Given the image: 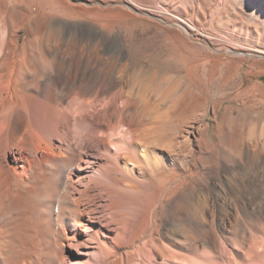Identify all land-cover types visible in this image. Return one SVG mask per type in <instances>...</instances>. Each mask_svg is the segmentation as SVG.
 <instances>
[{
	"label": "rangeland",
	"instance_id": "rangeland-1",
	"mask_svg": "<svg viewBox=\"0 0 264 264\" xmlns=\"http://www.w3.org/2000/svg\"><path fill=\"white\" fill-rule=\"evenodd\" d=\"M0 46L3 133L24 126V147L40 135L88 165L57 196L55 168L0 189V264H264L263 157L252 155L247 108L261 92L249 85L264 86V0H0ZM55 67L70 85H51ZM131 86L148 115L120 103L116 90ZM120 219L145 234L116 238Z\"/></svg>",
	"mask_w": 264,
	"mask_h": 264
},
{
	"label": "bare ground",
	"instance_id": "bare-ground-1",
	"mask_svg": "<svg viewBox=\"0 0 264 264\" xmlns=\"http://www.w3.org/2000/svg\"><path fill=\"white\" fill-rule=\"evenodd\" d=\"M2 52H3V49L0 46V65L4 61L3 59L1 60ZM54 56H56V54ZM51 58H52V56H51ZM50 60H52V59H50ZM56 63H58V61ZM55 68H56V72H54V70H51V73H49V75L47 76L51 85L54 86L55 89H57L56 87L58 85H60L61 82L67 83L70 85L71 84L70 79L72 77L71 72L64 73V72L59 71L60 67H55ZM262 68L264 69V67H262ZM41 76L40 77L38 76V77L41 78ZM249 87L255 93L258 90L261 91L260 94L258 93L259 95L257 97H254V100L251 101V103L247 106V108L249 110V115H250L249 116L250 117L249 118L250 119V122H249L250 129L253 132L257 133L256 135L254 134V137L252 139V144H251L252 155L255 158H262L263 157L262 166L264 167V86H262L259 83H256V84L249 85ZM132 89H133L132 86L129 87L127 90H125L126 92H124V90L118 89V90H116L115 94H119L120 98L125 96L124 99L121 100V102H120L121 104H125V105L132 104L135 106V108H134L135 110L133 112V115H137V114H140V115H146L147 114L148 115L149 107L144 106V107H142V109H140V110L138 109V106H137L138 100H134L132 98V94H133ZM5 94H8V90H7L6 85H5V75L0 70V110H1L2 104L4 103V100H5ZM117 109L120 112V109L119 108H117ZM120 122H121L120 123L121 127L128 126L129 132L133 133L135 131V129L131 127L132 123H127L124 120H122ZM134 127H135V125H134ZM25 130H26V128H24V126H19V127L17 126V130L15 132L11 133L12 138L10 139L8 135L3 133L2 124L0 122V189H2L1 192H3V191L9 192V188L12 184L19 186V187L20 186L26 187L29 184V182L31 181L32 177H34L36 175L43 174V171L46 168H55V170H56V172H55L56 175L54 178L56 183L55 182H53V183L57 184V187H55L53 189V192H55V194H53V195L57 196L56 192L58 191V187H60L62 185H64V187H67V191L70 188H74V185H73L74 181L72 179L73 171L77 172L79 175L82 171H84L88 167L87 164L81 165V162L83 161L82 156L80 154H78V152L74 151L71 148L69 151L70 154L68 156H65V157H67V159L64 160L60 153L55 152V149L53 148V146L48 141V138H43L40 135H36L35 137L33 136V138H34L33 144L30 147L26 148L23 145H21V141H23V139H24L23 134L26 132ZM190 131L193 132L194 127L191 126ZM20 133H21V136H20ZM125 133L115 132V136L118 138V140H124ZM135 137H136V135H135ZM135 139H137V138H135ZM135 139L133 140L134 142H135ZM99 140L106 141L104 138H101ZM125 140H128V139H125ZM244 141H245V136H241L239 138V142L241 143L239 150H238L239 155L243 151ZM13 148L17 150L15 153H13V159L16 162V165L8 164L4 158V154L8 150H11ZM133 151L134 150L131 149L129 151L128 150L125 151V153L129 157H131L130 155H133L132 154ZM115 152H116L117 156L124 157L123 156L124 152H121L118 149H115ZM16 153H17V155H16ZM32 153H35V156H33V155L30 156ZM142 155H143V153H142ZM114 170L115 171H121V169L118 167H114ZM152 170L153 169L146 167V171L148 173L149 180H151V178H152ZM143 172H144V170H143ZM239 173L241 176H243V170L239 171ZM161 174H164V172L162 171ZM175 174H174V171L173 172L169 171L168 179L170 180L173 177V175H175ZM181 181H183V179ZM174 189L175 188L172 186L169 189L170 193L174 192ZM88 191H89V189L85 188L80 192V195H83V194L88 195ZM80 201H81V199L79 200L78 203H75L74 211H75V213H77L79 215L78 217L82 218L83 214H82V211L80 209ZM180 202L184 206H186V203L184 202V200L180 199ZM114 207H115L114 203L111 202L108 204V209L114 210ZM140 209H142V208H140ZM74 211L72 210V212H74ZM145 211L149 214V217H150L153 213V208H150L149 211L148 210H145ZM147 213H144L143 219L145 217H147ZM78 217H76V218H78ZM73 218H75V217L73 216ZM80 218L77 220L71 219V221L69 222V230H70V233L73 235L78 234V233L80 234L81 230L84 227V223L82 222V220ZM119 222H122L123 225L122 226L117 225L114 229H112L113 234L116 238L126 239L128 241H132V239L134 240L136 236H138L142 233L145 234L146 227H140V226L136 227L135 226L136 228H131L129 226V223H127V221H125L124 219H120L119 221H117V223H119ZM130 224H131V222H130ZM65 232H64V234H65ZM149 233H147L149 235H148V238L146 240V243L148 245H150L151 247H153L155 250H158L161 247V244L156 242L155 237H154V233L152 232V230H151V232L149 230ZM144 234H143V236H146ZM191 244L192 243H186L185 242V243H183V247L187 250L188 249H196V246H192ZM140 250L141 249L138 248L136 250L132 249V251L126 252L127 260L131 261L134 258V256L141 257L142 253ZM161 253L163 254V250H161ZM168 256L170 258H172L173 254L169 252ZM205 259L209 260L208 255L205 256ZM22 264H27V263L22 262Z\"/></svg>",
	"mask_w": 264,
	"mask_h": 264
}]
</instances>
